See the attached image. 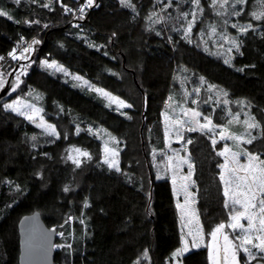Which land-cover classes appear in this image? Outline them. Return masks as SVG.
Wrapping results in <instances>:
<instances>
[{
	"label": "trees",
	"instance_id": "obj_1",
	"mask_svg": "<svg viewBox=\"0 0 264 264\" xmlns=\"http://www.w3.org/2000/svg\"><path fill=\"white\" fill-rule=\"evenodd\" d=\"M82 1L52 0L51 7L44 8L48 0H0V11L11 17L0 15V56L5 57L1 68L14 67L17 60L7 54L19 48L21 37L23 45L33 39L41 42L36 56L28 59L32 62L21 85L42 96L46 118L59 132L49 140L35 125L1 107L8 94L0 101V264H18L17 222L36 209L62 234L56 238L62 247L55 250V264H131L145 250L149 264H170L188 219H182L177 207L185 201V182L177 179L173 184L168 170L156 177L150 163L149 150L166 147L164 102L174 96L182 68L194 80L201 76L220 87L229 100L245 101L264 123V15L259 20L244 18L253 25L247 33L233 28L240 49L225 64L175 29L176 9H185L192 0H173L167 18L155 22L149 17L159 11L157 0H131L133 8L120 0H95L98 6L86 9L81 19L75 12ZM200 1L206 6L207 0ZM63 4L73 11L64 12ZM41 57L63 64L132 107H109L94 91L43 67ZM200 108L205 113L210 109ZM221 115L224 110L218 107L216 118ZM88 124L105 128L119 142V172L102 162L101 143L85 129ZM183 136L193 141L185 151L194 165L195 183L189 187L194 203L189 202V210L203 229L204 244L193 248L189 243L190 250L180 260L208 264L206 237L219 223H228L232 211L224 207L219 179L225 160L217 151L224 143L216 138L213 147L211 133L184 131ZM73 148L87 151L91 158L81 157L77 167L67 159ZM241 223L247 226V221ZM239 257L245 264L246 255L240 252Z\"/></svg>",
	"mask_w": 264,
	"mask_h": 264
},
{
	"label": "snow or ice",
	"instance_id": "obj_2",
	"mask_svg": "<svg viewBox=\"0 0 264 264\" xmlns=\"http://www.w3.org/2000/svg\"><path fill=\"white\" fill-rule=\"evenodd\" d=\"M16 3H20V0H15ZM32 2H37V0H32ZM62 2V0H61ZM171 0H169V3ZM220 3L221 6L226 4L228 0H212V6L215 7L217 3ZM238 4H243L246 0H235ZM122 6L133 8L134 5L131 3V0H120ZM197 6L199 11V3L200 0H192ZM52 4V0H48V3L42 5L44 8H50ZM64 12H72L73 10L68 7L66 4H63ZM95 5V0H86V3L81 5L77 10L80 13V18H84V13L86 9L92 8ZM167 6V5H166ZM235 15L239 16L240 12H235ZM0 15L8 16L7 12L0 11ZM155 15V14H153ZM185 18L189 15L188 13L182 14ZM192 19L188 21L187 26L184 28V39L190 40V36L192 33V29L197 20V13L193 11L191 13ZM255 19H261V16L264 13L256 14L252 13ZM11 19L10 16H8ZM151 19V17H149ZM34 23H38V21H32ZM29 21H25V23H32ZM47 27V25H45ZM233 28H237L241 33H247L249 29H252L253 25L251 23L247 25H238L233 24ZM211 32L215 33V26L211 27ZM115 35V33L113 34ZM224 40H227L231 44V48L229 51H232V48H235L237 52H239L240 44L236 39H230L228 36L223 37ZM24 38L21 37V44L18 47L21 48L20 54L17 55V48H13L10 52H8V56L11 57L12 60H28L29 55L32 51H34L33 45H38L41 42L39 40L33 39L30 43H28L27 47H23ZM4 56H0V61L4 60ZM225 64L231 63V58L224 60ZM41 65L48 69H54L58 72H64L66 75L67 70L59 65L55 60L49 62L47 59L41 61ZM22 68L25 69L27 65H21ZM239 71H243V69H238ZM74 80L82 81L83 78L80 76H74ZM201 84L205 83L204 78H200ZM9 82L5 79L4 74L0 73V89H3L6 84ZM21 83L20 76L16 77V86L18 87ZM84 86L91 88L92 91L98 93L100 96L106 98L108 100V106L111 107L113 104L116 105V110L120 111L124 108H131V104H127L124 100L119 99L116 96H113L111 93L105 91L102 88H97L88 83V81H83ZM214 85H208V90L211 91L214 89ZM15 91V88L12 89ZM200 88H194L191 93L185 92V96H190L192 94L199 95ZM224 96H227V93H223ZM169 101H172V97L168 98ZM201 101L197 99H193L191 101L192 104H198ZM203 103L207 104L208 101L205 100ZM224 104H228V100L223 101ZM237 103H243V101H238ZM4 109L11 110L13 112L18 113L21 116H24L27 120L36 123L37 117H39V123L37 126L43 129L44 134L50 136H59V133L56 130V127L52 124L44 121L43 116L40 115L42 109L37 108L34 104L25 103L22 99H16L12 101V103L4 104ZM168 107H171L169 104ZM180 107V114L177 115L175 119H172V127L175 128L176 135L179 141L182 142V147L184 151H187V145L192 144L193 141L188 139L184 140L183 132H200L204 135H208L211 140V144L215 147L219 141L224 140H232L236 143L237 147L243 144H252L253 141L257 138L253 136L249 130L254 128H259L260 125L255 122L254 117H249V119L243 121L246 126L247 138L245 135H235L229 132V126L233 123H239V114H235L232 116V119L227 121V124H215L211 116L204 115L196 108H187L184 106ZM231 111V110H229ZM121 115H125L124 112L121 111ZM129 119L131 117H128ZM170 117L165 113V121H168ZM169 127L166 124V134L169 131ZM219 130V131H217ZM81 129L77 128V133H79ZM89 132H92V129H88ZM98 134V133H94ZM219 136V141L215 138ZM109 138L114 143H119L115 137L110 136ZM32 140H36V137L33 136ZM108 142H105L104 148V160L103 162L107 164L109 169H114L117 172L120 171L118 151L115 148L109 149ZM170 146V145H169ZM67 159L71 160L77 167H79L82 163L81 157L90 159L91 156L87 151H83L80 148H73ZM176 167L179 168L180 165L186 164L188 166L187 175L181 177V180L184 181L181 185L185 196V205L189 204V202L194 203V194L189 191L190 185L194 184L195 181L192 180V175L194 171V165L190 161V156H180L179 150L176 151ZM217 155L224 157L225 162L220 165L221 173L219 176L220 181L223 182V195L225 197L224 207L231 208L232 211L229 213V222L227 224L221 222L216 225V227L209 233L212 243L208 245L209 248V259L212 264H240L238 253L243 252L246 255L245 264H251L252 261L258 260L257 255L253 253V249L256 253L260 254V259H264V160L260 159L259 154H253L247 149H241V151L233 152L228 146H224L222 150L217 151ZM244 156L246 158V163L241 164L239 162L240 157ZM173 157L168 158L169 166L172 165ZM232 164V167H229V164ZM176 183V177H173V184ZM69 189L65 187L64 191H68ZM259 198V199H258ZM185 205H177L182 210V219L194 213H190L185 209ZM85 207L88 205L85 204ZM239 206L242 210H236V207ZM241 220L247 221V226L244 223H241ZM191 223V220L189 221ZM186 226V225H185ZM232 229L233 233L239 231L238 235H235L234 239H230L229 235L224 231L225 228ZM62 235V234H61ZM191 237V247L199 248L203 246L204 233L201 227H197L196 231L189 230L186 235L183 234L181 236V247L177 248L172 253V258L176 259L182 257L185 253H187L189 248V239ZM222 240V242H221ZM238 241L239 243H237ZM70 247V245H69ZM148 253L147 250L143 253V257L147 258ZM136 264H140L139 260L136 261Z\"/></svg>",
	"mask_w": 264,
	"mask_h": 264
},
{
	"label": "rangeland",
	"instance_id": "obj_3",
	"mask_svg": "<svg viewBox=\"0 0 264 264\" xmlns=\"http://www.w3.org/2000/svg\"><path fill=\"white\" fill-rule=\"evenodd\" d=\"M85 2H86V0H83L82 3L79 4L78 8L76 9L75 14L79 13L77 10L79 9V7L81 5L85 4ZM157 2L159 4V7H158L159 11L157 14L154 13L155 15H151L153 17V18H151V20H153V22L157 21L158 18L159 19H161L162 17L167 18V16H168L167 13H170V10L168 12H166V10H168L171 6L175 5L173 3V0H171L170 3H169V0H157ZM206 6H204V4L200 1L199 9H202V11H199L197 9V6L194 3H192L190 6H187L183 10H182V8H180L178 10L176 9L177 12L175 13L174 19L175 20L177 19V23L175 25L176 26L175 29L180 30V32L184 36V28L187 26L188 21L192 19L191 13L193 11H196L197 20L193 26L192 33L190 36V40L198 43L199 46L202 49H204L205 51H208L211 54H215V55L220 56L223 60L229 59V58L232 59L233 54L235 53L236 49L232 48V51H229V48H231L232 46L227 40H224L223 37L226 35L230 39H232V38L236 39L238 42L237 34H236V32L233 31L232 25L233 24L247 25V24L251 23V21L248 22L247 20L244 19L245 17L250 16V17L255 19V17L252 15V13H256V14L264 13V0H246V2L243 4H238L235 2V0H228V2L226 4H223V6H221V4L218 2L215 7L212 6V0H207ZM235 12H240V15L239 16L235 15L234 14ZM183 13L189 14L187 16V18H185L182 15ZM79 14H78V16H79ZM158 14H159V16H157ZM262 16H261V18H262ZM212 26H215V28H216L215 33L211 32ZM234 29H237V28H234ZM27 45L28 44L24 45L23 47H27ZM33 48H34V46H33ZM19 50H21V49H19ZM30 54H28V55L30 56ZM45 59H47L49 62L53 61V59L41 57L38 60V62L41 64V61H43ZM29 62L31 63L32 61L17 60L14 67H9L8 69H5V70L3 68H1V65H0V73L4 74V77L6 80L8 78V75L10 74V72H13L14 77H15V82H14L13 86L11 87L7 98H5V100L1 102V107L4 108L3 107L4 104L12 103V101H14L18 98L22 99L25 103L34 104L37 108L42 109V112L40 113V115L43 116L44 121H46L49 124L54 125L50 120H48L46 118L45 111L42 107V96L38 92H36L32 89H26V90L22 89L21 84L24 80V77L26 76ZM57 63L59 65H62L67 70V73H68L67 75L64 72H58V71H55L54 69H49V70H51L53 72L61 73L64 76H66L67 78H69V79L73 80L74 82H76L77 84H79L80 86L91 90V88H88V87L84 86V84H83V81H88L89 84H91L97 88H102L105 91L111 93L113 96H116L121 100H124L121 97L113 94L112 92H110L106 88H103L101 86L93 84L88 78H86V77H84V76H82L76 72L70 71L63 64H61L59 62H57ZM21 65H27L26 73H25V69L22 68ZM18 75L20 76L21 83L17 87L16 86V77ZM74 76H80L83 78V80L82 81L74 80L73 79ZM200 78H201V76H199V77L197 76V79L194 80L192 78V76L190 77L188 75V73L185 71V69L181 68L178 71L177 76H176L177 87L175 90V94L172 97L173 99H172V101H169V99H167L164 102V107L166 109L163 112V114H164V130L166 129V124L168 125V127L170 129L167 134L165 131L166 147L164 150L157 149L155 147H153L149 150L150 163L152 165L153 170L155 171L156 177H158V178L163 177L168 170V173L170 174L171 180H173L174 176L176 177V180L181 179V177L186 175L185 171L188 170V166L186 164L180 165L178 169L176 167V155H175L176 151L179 150L180 156H187V155H185V151L182 147V143H180V141L177 138L175 128L172 127V123H171L172 119H175L177 115H181L179 106H184L187 108H196L198 111H200L204 115L211 116L213 119V122L215 124H221V125L227 124V121L229 119H232L233 115L239 114V121L240 122L231 124L229 126V132L233 133L237 136L245 135V137L247 138V133L245 131L246 126L244 125L243 121L249 119V117L255 118V115L250 112L248 104L243 100H234V101L229 100L226 96L223 95L224 91L220 87L215 86L214 89L209 91L208 85H212V84H210L206 81H205V83L201 84ZM13 88H15V91H12ZM194 88H200L199 95L192 94V95L186 97L185 92L187 91V92L191 93ZM96 94H98V93H96ZM100 97H102V96H100ZM102 98L105 100V102L107 104L109 103L106 98H104V97H102ZM193 99H197L201 102L194 105L191 103V101ZM205 100L208 101L207 104L203 103V101H205ZM224 100H228L229 103L224 104L223 103ZM238 101H243V103H237ZM169 104L171 105V107H168ZM203 105H206V106L209 105L210 109H208L209 111L207 110L208 112L205 113L202 111V109L200 107H202ZM113 106L116 107L115 104H113ZM218 107H222V109L224 110V114H225V116L221 115L222 117L220 119L216 118V111H217ZM121 110H123V109H121ZM229 110H231V111H229ZM9 111H11V110H9ZM11 112H13V111H11ZM13 113L19 115L16 112H13ZM165 113H167V115L170 117V119L168 121H165ZM19 116H21V115H19ZM21 117H23L25 120H27L24 116H21ZM222 118H223V121H221ZM27 121L32 123L33 125H35L41 131V133H42L41 135H44L49 140H53V139L57 138V136H50V135L44 134L43 129H41L37 126V124L40 122L39 117H37L36 123H33L32 121H29V120H27ZM255 122L258 123L260 125V127L249 130L253 136L257 137L253 141L252 144L241 143L240 146L237 147V145H236V143H234V141L224 140V141H221L224 143L223 146H225V145L230 146V147H233L239 151H241V149H247V151H249L253 154H259L260 159L264 160V156H263L264 155V123L259 122L256 118H255ZM85 129L87 131H88V129H92V132L88 131V133H90L91 135H93L94 137L99 139V141L101 143V160H102V162L104 160V148H105V142L106 141L108 142L107 146L109 149L115 148L118 151V148L116 146L117 143L112 142L109 138V134L112 137H114V135H112L110 132H108L105 128H103L101 126L88 124L85 127ZM56 130H57V128H56ZM75 131H77V128H75ZM142 131H143V127L141 126V128H140L141 134H142ZM217 131H219V130H217ZM57 132H58V130H57ZM94 133H98V134H94ZM215 138L219 139V136L217 135ZM169 157H173V161H172L171 166H169V162H168ZM117 159L120 163L119 151H118ZM246 162H247L246 158L242 155V160L240 161V163L243 164ZM181 204L185 205V201L182 202ZM185 209L191 213V211L189 210L190 209L189 204L185 205ZM179 210H180V214L182 217V210L180 207H179ZM192 216H193L192 214H189V215L185 216L184 218H187L190 221L192 219ZM188 220L186 221V225H189V226H185L186 227L185 228L186 234L188 233L189 230L196 231L197 227H200L199 222L197 221V218L195 216H193L191 223H189ZM225 224H227V223H225ZM215 227H213L209 231V233ZM226 228L224 231L229 235V238L234 239V234L232 233V229H229V228L226 229ZM209 233L206 237L207 259H208V264H212V262L209 259L208 245L212 243V240H211ZM232 235H233V237H232ZM58 236H59L58 238H61V233L59 231H58ZM188 239L190 240L189 243H191V237H188ZM221 242H222V240H221ZM203 244H204V239H203ZM61 247H62V243H56L55 244V250H60ZM172 253H171L170 264H182L180 257L176 258V259L172 258ZM238 256H239V253H238ZM137 260H139L140 264H149L148 258H144L143 256L141 258H137L131 264H136ZM239 260H240V257H239ZM240 264H242L241 261H240Z\"/></svg>",
	"mask_w": 264,
	"mask_h": 264
},
{
	"label": "water",
	"instance_id": "obj_4",
	"mask_svg": "<svg viewBox=\"0 0 264 264\" xmlns=\"http://www.w3.org/2000/svg\"><path fill=\"white\" fill-rule=\"evenodd\" d=\"M42 46V44H41ZM40 46V47H41ZM37 54L36 45L29 59ZM8 84L0 89V101L9 93L14 84L13 72L8 75ZM18 231V264H55V244L58 230L55 226H48L39 210H33L20 216L17 222ZM251 264H264L263 260H254Z\"/></svg>",
	"mask_w": 264,
	"mask_h": 264
},
{
	"label": "built area",
	"instance_id": "obj_5",
	"mask_svg": "<svg viewBox=\"0 0 264 264\" xmlns=\"http://www.w3.org/2000/svg\"><path fill=\"white\" fill-rule=\"evenodd\" d=\"M22 46H24V45H22ZM19 49H21V48H18V49H17V53H18L19 51H21V50H19Z\"/></svg>",
	"mask_w": 264,
	"mask_h": 264
}]
</instances>
